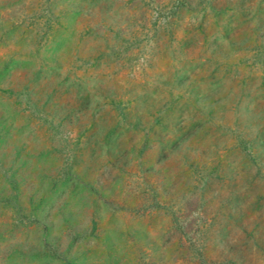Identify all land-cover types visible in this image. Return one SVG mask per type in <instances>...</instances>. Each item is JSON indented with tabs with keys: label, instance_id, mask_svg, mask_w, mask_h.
Here are the masks:
<instances>
[{
	"label": "rangeland",
	"instance_id": "obj_1",
	"mask_svg": "<svg viewBox=\"0 0 264 264\" xmlns=\"http://www.w3.org/2000/svg\"><path fill=\"white\" fill-rule=\"evenodd\" d=\"M0 264H264V0H0Z\"/></svg>",
	"mask_w": 264,
	"mask_h": 264
}]
</instances>
